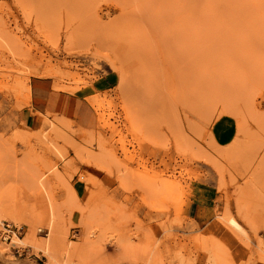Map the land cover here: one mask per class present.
I'll use <instances>...</instances> for the list:
<instances>
[{"label":"rangeland","instance_id":"obj_1","mask_svg":"<svg viewBox=\"0 0 264 264\" xmlns=\"http://www.w3.org/2000/svg\"><path fill=\"white\" fill-rule=\"evenodd\" d=\"M0 209V264H264V0H0Z\"/></svg>","mask_w":264,"mask_h":264},{"label":"bare ground","instance_id":"obj_2","mask_svg":"<svg viewBox=\"0 0 264 264\" xmlns=\"http://www.w3.org/2000/svg\"><path fill=\"white\" fill-rule=\"evenodd\" d=\"M2 210V209H0ZM9 212L14 216V218L16 219H23L24 217L18 213L17 210L15 209H10ZM52 214V213H51ZM248 216V215H247ZM50 217V216H49ZM54 218V217H53ZM49 219V218H48ZM47 219V220H48ZM231 219V218H230ZM232 220V219H231ZM234 221V220H232ZM54 220L53 219H50L49 220V225L51 226V228L54 226ZM231 222V221H230ZM236 226V225H235ZM238 226V225H237ZM239 227V226H238ZM237 228V227H236ZM57 237L58 236H54L51 237L50 239H46V240H38L36 243V245L38 246V248H41L42 251L46 254V255H49V257H53V254H54V249H55V246H56V242H57Z\"/></svg>","mask_w":264,"mask_h":264},{"label":"built area","instance_id":"obj_3","mask_svg":"<svg viewBox=\"0 0 264 264\" xmlns=\"http://www.w3.org/2000/svg\"><path fill=\"white\" fill-rule=\"evenodd\" d=\"M20 230L21 226H16L10 222H3L0 235L3 240L10 241L13 236H17V234H19Z\"/></svg>","mask_w":264,"mask_h":264}]
</instances>
